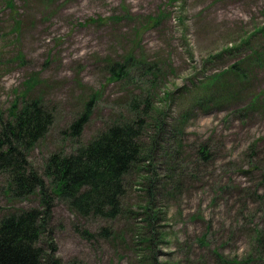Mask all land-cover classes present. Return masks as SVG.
Returning a JSON list of instances; mask_svg holds the SVG:
<instances>
[{
	"label": "rangeland",
	"instance_id": "obj_1",
	"mask_svg": "<svg viewBox=\"0 0 264 264\" xmlns=\"http://www.w3.org/2000/svg\"><path fill=\"white\" fill-rule=\"evenodd\" d=\"M31 100L53 115L28 152L39 171L151 112L117 219H83L55 200L61 264H264V0H0V116ZM6 187L1 174L0 218L39 206ZM75 226L112 232L84 238Z\"/></svg>",
	"mask_w": 264,
	"mask_h": 264
},
{
	"label": "trees",
	"instance_id": "obj_2",
	"mask_svg": "<svg viewBox=\"0 0 264 264\" xmlns=\"http://www.w3.org/2000/svg\"><path fill=\"white\" fill-rule=\"evenodd\" d=\"M123 66L112 65V77L121 74ZM217 80L214 76L209 82ZM11 112L8 119L0 116V175L6 176V188L14 199L36 195L39 206L0 218V264H61L55 256L57 247L49 226L55 200L83 219H117L123 211L126 176L141 161L145 150L142 137L151 112L146 107L135 119L107 125L88 143L78 144L69 153L49 155L40 171L30 164L28 152L44 138L53 115L39 100L26 101ZM87 114L88 111L69 125L71 138L81 136ZM210 158L206 146L200 145L197 159L206 164ZM154 183L148 178L149 187ZM74 229L84 238L106 239L112 232L106 226L96 232L79 226ZM147 262L159 264L153 255Z\"/></svg>",
	"mask_w": 264,
	"mask_h": 264
}]
</instances>
